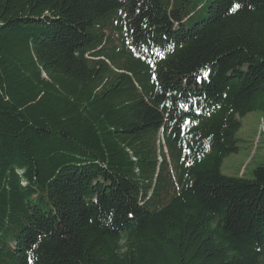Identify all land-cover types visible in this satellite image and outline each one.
Returning <instances> with one entry per match:
<instances>
[{
  "label": "trees",
  "instance_id": "16d2710c",
  "mask_svg": "<svg viewBox=\"0 0 264 264\" xmlns=\"http://www.w3.org/2000/svg\"><path fill=\"white\" fill-rule=\"evenodd\" d=\"M258 110L264 0H0V264H264Z\"/></svg>",
  "mask_w": 264,
  "mask_h": 264
},
{
  "label": "rangeland",
  "instance_id": "374dc122",
  "mask_svg": "<svg viewBox=\"0 0 264 264\" xmlns=\"http://www.w3.org/2000/svg\"><path fill=\"white\" fill-rule=\"evenodd\" d=\"M206 1L204 8L198 18L206 13ZM114 24L117 20L114 19ZM112 25L107 28L108 32L119 35L118 31L112 30ZM120 61L119 63H124ZM264 111L258 110L249 112L242 118V127L236 137L238 139L239 151L228 155L222 165V173L229 177H241L253 179L255 170L264 164Z\"/></svg>",
  "mask_w": 264,
  "mask_h": 264
},
{
  "label": "snow or ice",
  "instance_id": "6c2138e0",
  "mask_svg": "<svg viewBox=\"0 0 264 264\" xmlns=\"http://www.w3.org/2000/svg\"><path fill=\"white\" fill-rule=\"evenodd\" d=\"M239 7H240L239 4H235V5H233L229 10H231V11H235V10H237ZM206 75H207V73H205V76H206ZM197 82H199V78H198Z\"/></svg>",
  "mask_w": 264,
  "mask_h": 264
},
{
  "label": "bare ground",
  "instance_id": "6f19581e",
  "mask_svg": "<svg viewBox=\"0 0 264 264\" xmlns=\"http://www.w3.org/2000/svg\"><path fill=\"white\" fill-rule=\"evenodd\" d=\"M262 128H264V127H262Z\"/></svg>",
  "mask_w": 264,
  "mask_h": 264
}]
</instances>
